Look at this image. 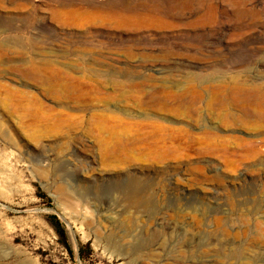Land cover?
Segmentation results:
<instances>
[{
	"label": "rangeland",
	"instance_id": "obj_1",
	"mask_svg": "<svg viewBox=\"0 0 264 264\" xmlns=\"http://www.w3.org/2000/svg\"><path fill=\"white\" fill-rule=\"evenodd\" d=\"M220 80L264 86V0H0V264H264L260 122L153 96Z\"/></svg>",
	"mask_w": 264,
	"mask_h": 264
},
{
	"label": "bare ground",
	"instance_id": "obj_2",
	"mask_svg": "<svg viewBox=\"0 0 264 264\" xmlns=\"http://www.w3.org/2000/svg\"><path fill=\"white\" fill-rule=\"evenodd\" d=\"M95 9H98V8L96 7ZM78 11L79 10L77 9L69 8L67 5L58 4L53 7V10L51 13L52 19L59 24L72 26L73 24H75V20H76L75 18H76ZM94 18L96 19L97 22L105 21L108 18L110 23H112L117 29L133 26L134 24L140 23V22H144V23L149 22L153 24L158 23L157 21L150 19L148 17H145L144 15H140V16L135 15V14L131 15V13L122 12V11L121 12L120 11H110V12L95 11ZM79 70H81L79 71L81 74L87 73V74H93L95 76H100V77L107 76L108 78H110L111 82H112L111 79L117 78V75L113 71H111L112 69H103L102 65L101 66L96 65V63L87 62V66L83 70L82 69H79ZM35 73H38V71H35ZM123 73H122L123 76L125 77L129 76L128 71H124ZM187 80H189V78H186V81ZM186 81H185V84L179 83L171 87L172 89H174L173 91L176 90L174 92L175 93L174 95H172L171 90L168 91L169 88L166 89V87L163 86V88H160L159 90H154L153 96L163 106H165V103L163 104V102H167L168 98L173 97L174 102L175 104H177V107H178L177 115L185 116L188 119H193V117L200 116V112L195 108V105L188 101L189 96L192 97V102H194V100L196 101L198 100L202 103H205L207 111L215 109L218 112V116H222L223 119L230 118V114L226 113V111H227L229 100L231 99L233 102L241 105L240 108L242 111L245 112L243 114L246 119H249V120L257 119L260 122V124H258L256 128L252 127V129L255 128L254 130H257V131L264 129V86H262L261 84H257L255 81L235 80L233 85H229V83L226 80H220L216 83L212 81L211 82L207 81L206 84L208 86L207 87L203 86L202 88L199 89L197 87H193L187 84ZM191 81L193 83L194 79L191 78ZM122 84L116 81H113L111 89L113 91L121 90L123 87ZM102 85H105V84H102ZM103 117L104 116L101 115L100 119H102L103 121H106V118H103ZM113 119H115V117ZM210 130H211L210 127L203 124L201 128L202 133L209 135ZM263 131L264 130H262V132ZM115 135L116 133L113 132V130H111L110 131V136H111L110 141L111 142L114 140ZM204 135L201 141H206L208 143L210 142L209 143L210 145H213L214 143L216 144L215 140L212 139L209 141V139L207 137H204ZM213 136H214V133H213Z\"/></svg>",
	"mask_w": 264,
	"mask_h": 264
},
{
	"label": "trees",
	"instance_id": "obj_3",
	"mask_svg": "<svg viewBox=\"0 0 264 264\" xmlns=\"http://www.w3.org/2000/svg\"><path fill=\"white\" fill-rule=\"evenodd\" d=\"M52 224L55 228V231L58 235L62 236V237H65V233H64V230L60 227V223L59 221L57 220V217H52ZM64 245L66 246V248L69 250V252L71 253V249L70 247L67 245V243L65 242Z\"/></svg>",
	"mask_w": 264,
	"mask_h": 264
}]
</instances>
